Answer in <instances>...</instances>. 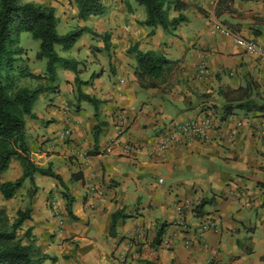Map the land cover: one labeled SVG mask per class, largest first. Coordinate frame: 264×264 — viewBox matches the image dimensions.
Here are the masks:
<instances>
[{
    "label": "crops",
    "instance_id": "1",
    "mask_svg": "<svg viewBox=\"0 0 264 264\" xmlns=\"http://www.w3.org/2000/svg\"><path fill=\"white\" fill-rule=\"evenodd\" d=\"M124 2V17L102 29L108 45L98 37L101 71L79 76V92L73 75L67 79L73 101L60 96L47 103L46 113L27 118L31 153L45 156L75 197L77 218H69L64 207L66 215L51 227L58 239L78 243L81 264H264V118L238 111L221 120L219 114L221 87L238 88L253 78L264 89V65L236 43L243 37L264 47V0H179L187 4L181 10L186 20L172 33L142 25L146 18L136 5ZM178 13L173 9L170 16ZM135 46L174 63L158 86H142L137 53L129 52ZM201 65L205 75L199 74ZM86 94L100 101L98 117L86 105ZM207 113L217 117L209 140L157 149L173 122ZM75 172L83 178L71 181ZM203 198L210 203L196 216L193 207ZM179 204L185 205L180 213ZM32 209L36 223L34 202ZM205 218L215 220L217 230L201 231Z\"/></svg>",
    "mask_w": 264,
    "mask_h": 264
},
{
    "label": "trees",
    "instance_id": "2",
    "mask_svg": "<svg viewBox=\"0 0 264 264\" xmlns=\"http://www.w3.org/2000/svg\"><path fill=\"white\" fill-rule=\"evenodd\" d=\"M77 7L78 16L86 19L90 16L100 15L104 12L101 0H72ZM143 5L147 12L142 25L148 27L161 26L167 33H172L178 25L186 20L181 10L187 4L179 0H136ZM179 13L171 17L172 10ZM59 19L56 9L52 6L36 2H20V0H0V192L5 199L16 196L26 180L31 184V196L37 192L36 175L50 176L68 190V185L63 177L55 172L53 164L47 167L39 165L32 158L31 148L28 144L27 118H36L34 105L43 91L41 88L13 87L10 83L11 72L15 70L16 63L24 53L19 43V35L27 32L33 38L40 40L39 58L47 59L46 72L54 80L56 78L57 64L75 71V80L80 82L77 63L71 59L62 57L56 50L60 45L63 49H71L84 32L98 35L90 27L74 29L66 34H60L57 30ZM105 43H109V36L103 35ZM137 53V71L143 87H156L160 79H163L174 64L164 55L154 51H142L132 47L129 52ZM20 76H33L26 68L18 72ZM219 94L223 99L220 118L226 120L238 111L257 113L264 118V89L253 78L245 85L238 88L221 87ZM85 99L95 106V115L98 117V105L100 101L90 95H84ZM101 132V124L94 129L95 143H98ZM20 162L23 174L16 180H3V173L7 172L13 162ZM83 178L82 173L75 172L71 181ZM65 190L63 198L66 200V210L71 218L77 216L73 212L75 197ZM210 200L203 198L193 207L196 216L204 214V208ZM0 264H36V254L39 251L36 245L37 236L34 233V225L27 226V222L33 220L32 207L19 209L15 218H9L4 210L0 211ZM117 215L113 216L111 234L115 233ZM165 223L160 227L156 241L161 242ZM47 255H42L44 260ZM53 259H57L53 257Z\"/></svg>",
    "mask_w": 264,
    "mask_h": 264
},
{
    "label": "rangeland",
    "instance_id": "3",
    "mask_svg": "<svg viewBox=\"0 0 264 264\" xmlns=\"http://www.w3.org/2000/svg\"><path fill=\"white\" fill-rule=\"evenodd\" d=\"M126 1H128L130 5H136L141 18L147 17V12L143 5L138 4L136 0ZM20 2H36L54 7L59 19L57 30L60 34H66L71 30L80 29L82 27H90L97 32L98 35H93L91 32H84L75 45L69 50L63 49L60 45L56 46V50L62 57L71 59L77 63L78 75L80 77L92 78L95 77L96 71H101L102 67L96 61L95 54H97L98 51L95 46L99 44L98 37L103 40V44L105 43L103 35H108V32L103 31L102 29H108L110 27L114 28L117 25L116 18L123 16L122 12L125 10L124 0H101L104 5V12L100 15L90 16L86 19H82L78 16L77 7L72 0H20ZM18 44L23 47L24 53L16 63L15 70L11 72L10 83H12L13 87L41 88L43 90L35 103L34 111H42L43 113H46L45 107L47 103L53 99L57 100L60 96L73 101L74 98L72 97L71 92L72 88L67 79L73 75L76 77L77 74L75 71L71 68L64 67L62 64H57L56 78L51 80L46 72L47 59L38 57L40 40L33 38L30 33L22 32L19 35ZM82 47L83 49H81ZM105 49L106 52L104 53V58L108 65L111 59L109 56V46H106ZM85 67H87V71L84 70ZM24 68L34 75L20 76L18 72ZM75 82L74 89L79 92L81 83L76 80ZM86 105L91 107L89 109L95 111V106L91 102L87 101ZM77 110L78 109L75 107V112H77ZM29 122L31 123L30 129L33 132L35 126L31 120H29ZM41 130H45V125L42 126ZM33 133L31 139L34 141L35 145H38L39 142L37 141V138L34 139ZM32 158L36 163L44 167H47L49 163H51L45 156L41 158L34 153H32ZM22 174V165L20 162L16 161L13 162L9 170L3 174L2 179L16 180L22 176ZM54 180V183L56 184H51ZM35 181L37 192L34 196H31L30 194L31 184L29 180H26L25 185L19 189L16 196L12 199H5L0 192V211L4 210L5 214L10 219L15 218L19 209L33 207L34 202L37 225L34 218L31 222H27L26 225H34L35 227L34 233L37 236L36 245L39 250L36 254V264H81V261L78 258V243H76L73 237L58 239L56 236V230L51 227V223L54 219H56L58 223L61 221L60 219H63L61 217L66 215L64 212V207H66V204L64 203H66V200L63 198V192L67 189H65L58 180L50 176L36 175ZM67 191H69V188ZM60 197L64 199V202L61 201ZM43 210L47 211V215L43 214ZM67 215L71 218L68 212ZM42 255H47V257L44 260H41ZM53 257H56L57 259L55 260Z\"/></svg>",
    "mask_w": 264,
    "mask_h": 264
},
{
    "label": "built area",
    "instance_id": "4",
    "mask_svg": "<svg viewBox=\"0 0 264 264\" xmlns=\"http://www.w3.org/2000/svg\"><path fill=\"white\" fill-rule=\"evenodd\" d=\"M216 28L221 32L228 34L229 30L220 24L216 25ZM236 43L242 47L249 54L257 57L261 63L264 65V47L254 40H249L243 37H237ZM199 74L205 75L206 68L201 65L199 68ZM216 115L214 113H207L200 119H188L185 121H175L171 126L163 131L159 137V142L157 149L159 151H166L173 145H179L180 143H185L193 140L207 141L209 140V131L216 126ZM242 126V123H238ZM72 134L71 128H67L65 131V137H69ZM264 141V134L262 136ZM184 204L177 205L178 212H182L184 209ZM217 222L212 218H205L201 222V231H206L210 229L217 230ZM166 244L169 241H164ZM191 241L189 239L184 240L185 245H190Z\"/></svg>",
    "mask_w": 264,
    "mask_h": 264
}]
</instances>
